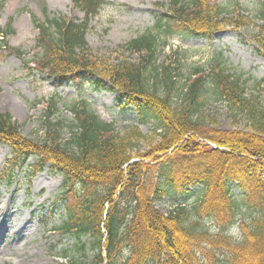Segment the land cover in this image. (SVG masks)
Masks as SVG:
<instances>
[{
    "label": "trees",
    "instance_id": "16d2710c",
    "mask_svg": "<svg viewBox=\"0 0 264 264\" xmlns=\"http://www.w3.org/2000/svg\"><path fill=\"white\" fill-rule=\"evenodd\" d=\"M216 1L169 0L157 29L169 36L180 32L209 38L227 28L252 27L264 57V0L257 18L239 4L231 10ZM73 2L87 19L104 4ZM87 28L88 22L72 20L38 23V54L30 64L57 86H109L119 94L116 106L123 113L134 111L138 123L119 134L83 102L71 110L69 139L62 140L63 131L53 129L49 139L35 142L21 134L10 116L0 114V144L11 148L7 165L14 166L7 184L31 158L35 164L26 167L35 175L47 166L60 174L58 201L65 221L54 231L72 238L81 250L87 245L82 240L93 237L90 264H264V99L249 96L247 81L217 60L190 73L183 98L175 104L167 92L182 76L181 66H156V35L148 32L128 43L127 49L140 56L138 63L126 62L103 75L87 55ZM11 34V27H0V50L21 57L4 42ZM161 85L167 91L163 96ZM209 86L233 119L245 122L244 130H215L201 121ZM151 121L156 125L152 134L143 133L140 126ZM196 188L193 208L158 209L172 190ZM235 189L241 192L237 198ZM206 221L213 223L214 234L203 230ZM234 226L238 238L227 235Z\"/></svg>",
    "mask_w": 264,
    "mask_h": 264
},
{
    "label": "rangeland",
    "instance_id": "374dc122",
    "mask_svg": "<svg viewBox=\"0 0 264 264\" xmlns=\"http://www.w3.org/2000/svg\"><path fill=\"white\" fill-rule=\"evenodd\" d=\"M100 1L104 4L98 14L87 19L73 0H0V27L12 29L11 36L4 42L22 55L11 54L8 49L0 50V114L10 116L26 138L43 142L51 137L50 131L57 129L63 131L62 140L69 139L68 128L74 120L71 110L83 102L102 121L112 124L119 134H125L138 123L134 111L123 113L116 106L119 94L109 90V86L102 90L78 83L57 86L54 80L33 69L30 62L38 54L36 25L54 19L88 22L87 55L103 75H109L114 67L126 62L138 63L140 56L127 49L128 43L148 32L156 35V66L161 68L176 63L175 67L181 66L182 76L175 81L172 91L167 92L163 85L159 86V93L162 96L168 93L175 104L183 98L190 73L199 67L206 69L217 60L232 74L247 81L249 96L264 99V57L259 52L252 27L227 28L209 38L180 32L169 36L157 29L163 4L169 0ZM216 2L232 6L231 10L239 4L253 18L260 13L261 0ZM203 97L206 103L199 117L207 128L223 131L246 128L241 118L233 119L227 104L216 97L210 86ZM154 127L153 121L140 126L142 132L149 135ZM141 147L144 152L146 146ZM11 154L9 146L0 144V211L6 208L7 216L11 217L9 220L0 216V264H90L95 255L93 237L82 240L87 245L81 250L75 247L72 238L54 231L65 221L62 204L58 201L63 177L50 166L35 175L26 167L35 164L36 160L31 158L18 178L7 184L14 167L7 165ZM189 190L190 193L172 190L170 196L157 204L158 209L168 213L181 206L193 208L200 188ZM240 194L236 189L233 192L234 198ZM202 228L212 234L216 232L210 221L203 222ZM227 235L238 238V227H232Z\"/></svg>",
    "mask_w": 264,
    "mask_h": 264
},
{
    "label": "bare ground",
    "instance_id": "6f19581e",
    "mask_svg": "<svg viewBox=\"0 0 264 264\" xmlns=\"http://www.w3.org/2000/svg\"><path fill=\"white\" fill-rule=\"evenodd\" d=\"M2 215L6 216V218L8 217V216H7L8 214H7V212H6V208H5L4 210L0 211V216H2ZM8 218H9V220L11 219L10 216H9ZM9 220H8V221H9Z\"/></svg>",
    "mask_w": 264,
    "mask_h": 264
}]
</instances>
